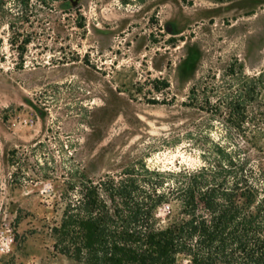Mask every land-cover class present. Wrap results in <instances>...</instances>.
Masks as SVG:
<instances>
[{"label":"rangeland","instance_id":"1","mask_svg":"<svg viewBox=\"0 0 264 264\" xmlns=\"http://www.w3.org/2000/svg\"><path fill=\"white\" fill-rule=\"evenodd\" d=\"M9 23L30 41L22 54ZM252 77L264 104V0H30L23 14L6 0L0 264H76L49 231L65 180L192 171L210 141L238 144L187 96L193 86L234 92ZM260 147L251 156L264 167ZM169 209L156 211L162 225Z\"/></svg>","mask_w":264,"mask_h":264},{"label":"trees","instance_id":"2","mask_svg":"<svg viewBox=\"0 0 264 264\" xmlns=\"http://www.w3.org/2000/svg\"><path fill=\"white\" fill-rule=\"evenodd\" d=\"M29 1L14 5L23 14ZM8 27L22 54L30 41ZM256 80L234 92L216 85L189 90L188 107L212 113L240 140L230 147L210 141L199 168L141 166L65 180L60 218L49 228L53 248L76 264H180L179 256L189 264H264V167L251 156L263 153L264 140ZM161 207L169 209L164 225L156 218Z\"/></svg>","mask_w":264,"mask_h":264}]
</instances>
